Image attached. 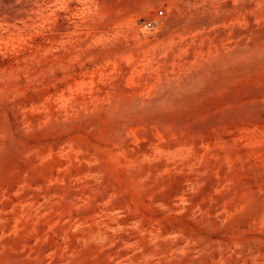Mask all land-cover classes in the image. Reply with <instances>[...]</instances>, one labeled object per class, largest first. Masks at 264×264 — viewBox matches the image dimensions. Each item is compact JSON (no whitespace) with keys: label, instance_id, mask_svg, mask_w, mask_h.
<instances>
[{"label":"rangeland","instance_id":"374dc122","mask_svg":"<svg viewBox=\"0 0 264 264\" xmlns=\"http://www.w3.org/2000/svg\"><path fill=\"white\" fill-rule=\"evenodd\" d=\"M0 264H264V0H0Z\"/></svg>","mask_w":264,"mask_h":264},{"label":"built area","instance_id":"2783aa9c","mask_svg":"<svg viewBox=\"0 0 264 264\" xmlns=\"http://www.w3.org/2000/svg\"><path fill=\"white\" fill-rule=\"evenodd\" d=\"M143 26L145 28H150L152 26V23L151 22H147V23H144Z\"/></svg>","mask_w":264,"mask_h":264}]
</instances>
